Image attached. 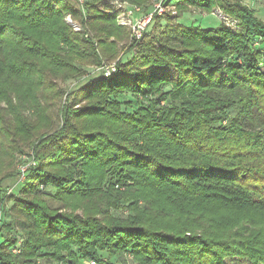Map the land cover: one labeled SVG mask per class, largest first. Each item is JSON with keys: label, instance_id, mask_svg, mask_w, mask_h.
<instances>
[{"label": "trees", "instance_id": "16d2710c", "mask_svg": "<svg viewBox=\"0 0 264 264\" xmlns=\"http://www.w3.org/2000/svg\"><path fill=\"white\" fill-rule=\"evenodd\" d=\"M112 1L0 0V264H264V22L242 0H163L239 30L155 17L136 41ZM88 64L98 78L59 85ZM49 190L71 212L41 206Z\"/></svg>", "mask_w": 264, "mask_h": 264}, {"label": "rangeland", "instance_id": "374dc122", "mask_svg": "<svg viewBox=\"0 0 264 264\" xmlns=\"http://www.w3.org/2000/svg\"><path fill=\"white\" fill-rule=\"evenodd\" d=\"M85 1L86 0H77L78 4L80 6H82V4ZM117 1H119V0H117ZM123 1H124L123 3H126L127 5H131L134 8H138L140 10V12L143 14H145V13L152 14V21L151 22H153L155 17L162 18V20L160 22L161 26L162 25L164 26V24H167V27H165V28L161 27V28L157 29L158 32H162L163 30L166 31V28H169V29L172 28L173 30H175V27L178 24L183 25V26L194 25V26H197L200 28L202 27L203 29L207 28V27H217L219 25H224L225 27L232 28L235 31L239 30L238 21L234 20L233 18L227 17L225 14H223L219 10V8L213 9L211 14L201 12L200 10L196 9L195 7H189L186 11L179 13L177 11V9L173 6L161 5L162 0H148L145 5H143V4H141V5L137 4L136 5V4H132L131 2H128L126 0H123ZM119 2H121V1H119ZM241 3H242V5L247 6L249 9L254 10L256 13L257 19L264 22V0H242ZM158 4L162 8L161 12H158V11L155 12L154 11L155 6L157 7ZM177 12H178V17L176 18ZM167 15L170 18H168ZM165 18H167L168 23H166V21L164 20ZM114 19H115L116 25H118L117 21H116L117 13H115V12H114ZM65 21L67 22V24H69L73 28L74 31L79 30V27L77 26V24L72 22V20L69 18V16H67L65 18ZM125 29L128 30V28H125ZM170 31H171V29H170ZM170 31H169V34L173 35L174 34V33H172L173 31H171V33H170ZM258 42H259V40L255 39L253 41V46L257 47L259 45ZM109 64H111V63H108L107 65H109ZM82 68H83V73L81 76H79L75 79H72V80H68L65 82V84L60 83V81L58 80L59 85L63 86L66 90L72 91V90H75L76 88L83 87V86L87 85L90 80H92L94 78H98L100 75V72H101L100 66L96 67V66H91L90 64H88V65H83ZM168 70L175 76V72L172 68L169 67ZM172 78H174V77H172ZM120 100L122 102H128V101H131V98L129 96H125ZM56 108H57V105H55L53 109L56 110ZM132 108L133 107L123 106L122 110H125L127 112H131ZM53 114L55 115V112H53ZM17 158H18V160H16V166H15V169H17V170H18V166L20 163V162H18L19 160L22 161L21 164L28 163L29 165L31 164L32 161H34L32 152H30V150H28L24 153H21L20 155H18ZM18 180L23 181L24 178L20 177V176H16L15 178L6 180L4 182L3 187L5 189L6 198L12 195V189H13L12 186L14 184H16ZM15 193H17V191H15ZM26 196L28 197V199H30V200L32 199L30 196H28V194H26ZM33 200L38 202L37 197H35ZM38 203L41 206H44L51 211H58V213L71 212V210H69V208H65V205L62 202L56 200V198L53 194V191H50V190L47 192L44 191V193H42L41 196H39V202ZM10 206H11V202L10 203L7 202L6 209H8ZM116 215L125 216V213L120 212V215L118 213H116ZM3 218H4V216H3ZM10 236L15 238V240H16V245L12 249V253L18 255V254H20V246H23V240L24 239L21 237V234L18 231L17 232L16 231L11 232ZM99 255L101 256V258L104 261H107L108 263H112V264H138V262L135 261L134 258L128 254H126L124 257L113 258L111 260H109V259L106 260L107 259L106 253H100ZM36 264H64V263H52L48 260L47 257H43V258H38ZM83 264H90V261L88 262L87 260H85L83 262ZM227 264H248V263L246 261L229 260V261H227Z\"/></svg>", "mask_w": 264, "mask_h": 264}, {"label": "built area", "instance_id": "2783aa9c", "mask_svg": "<svg viewBox=\"0 0 264 264\" xmlns=\"http://www.w3.org/2000/svg\"><path fill=\"white\" fill-rule=\"evenodd\" d=\"M163 1V0H162ZM112 6L114 7L115 13H117V24L122 28H128L131 34V38L133 40H140L142 38L143 32L146 27L150 24L152 20V14L144 15L140 12L138 8H134L131 5H127L126 3L119 2L117 0L112 1ZM162 5V4H161ZM155 12H161L162 8L158 4L155 6ZM109 71L114 72L113 66L105 69V76L109 74ZM31 165V164H30ZM29 164H21L19 166L20 177L24 178V173L27 170ZM19 181V180H18ZM90 264H99L95 262H90Z\"/></svg>", "mask_w": 264, "mask_h": 264}]
</instances>
